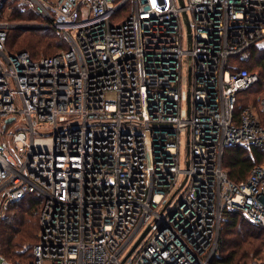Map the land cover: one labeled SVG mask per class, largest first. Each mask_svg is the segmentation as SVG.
<instances>
[{
  "label": "built area",
  "instance_id": "2783aa9c",
  "mask_svg": "<svg viewBox=\"0 0 264 264\" xmlns=\"http://www.w3.org/2000/svg\"><path fill=\"white\" fill-rule=\"evenodd\" d=\"M22 2L68 43L10 52L0 19V221L37 195L28 264H212L227 212L264 228V94L238 103L259 73L236 64L264 0ZM232 147L263 158L239 182Z\"/></svg>",
  "mask_w": 264,
  "mask_h": 264
},
{
  "label": "trees",
  "instance_id": "16d2710c",
  "mask_svg": "<svg viewBox=\"0 0 264 264\" xmlns=\"http://www.w3.org/2000/svg\"><path fill=\"white\" fill-rule=\"evenodd\" d=\"M38 18L43 17L30 9H23L20 5H12L8 21H29ZM67 47L64 35L54 27L10 28L7 33V50L27 51L32 59H38L41 55H53ZM236 64L238 68L256 70L259 73L258 82L238 94V103L243 105L264 94V51L255 49L252 58L237 61ZM262 159V154L257 148H252L250 153L243 147H232L225 150L223 165L228 177L239 182L245 179L251 168L261 163ZM38 213V198L32 193L12 202L5 217L0 221V254L11 264H28L32 259L39 229ZM263 249L264 228L248 223L237 211L227 212L212 264H248L251 258L259 256Z\"/></svg>",
  "mask_w": 264,
  "mask_h": 264
},
{
  "label": "rangeland",
  "instance_id": "374dc122",
  "mask_svg": "<svg viewBox=\"0 0 264 264\" xmlns=\"http://www.w3.org/2000/svg\"><path fill=\"white\" fill-rule=\"evenodd\" d=\"M9 2H12L11 4L9 3ZM12 5H15V6H21L23 9L24 8H27V7H25V5L23 4V2H22V0H5L4 2H3V6L0 8V12H1V18H3L4 20H7L8 21V16L10 15V13H11V10H12ZM27 9H29V8H27ZM31 10V9H30ZM32 11H34V10H32ZM35 12V11H34ZM41 16V15H40ZM42 17V16H41ZM41 20V21H40ZM45 21L46 20H44V18H42V19H34V20H29V21H12V22H10V20L8 21V22H10V23H13V24H15V26L16 25H28V24H30V25H35V26H37V27H34V26H32V28H41V27H48V26H42V24H45ZM12 27V28H16V27ZM29 26V25H28ZM56 29V28H55ZM56 30H58L59 32H61L59 29H56ZM12 34V33H11ZM41 56H43V55H41ZM41 56H39V57H41ZM18 121H19V117H18V119H16L11 125H9V127H8V130H10L11 128H13L15 125H17V123H18ZM20 128V127H19ZM18 129V128H17ZM1 255V254H0ZM2 257H3V259L5 260V262L7 263V264H11L6 258H4V256L2 255ZM254 260H264V249H263V251H261V253L259 254V256H255V257H253V258H251V260H250V262L248 263V264H250L252 261H254Z\"/></svg>",
  "mask_w": 264,
  "mask_h": 264
},
{
  "label": "water",
  "instance_id": "95a60500",
  "mask_svg": "<svg viewBox=\"0 0 264 264\" xmlns=\"http://www.w3.org/2000/svg\"><path fill=\"white\" fill-rule=\"evenodd\" d=\"M2 2H4L5 0H1ZM180 4H182V0H180ZM184 16H185V13H184ZM29 25V26H28ZM28 25H16L15 27L16 28H20V29H25V28H32V26H34V27H37V26H35V25H30V24H28ZM14 119V117H10V118H7L6 120H5V122L6 123H9V122H11L12 120ZM148 231V229H146L143 233H142V235L139 237V239L135 242V244L132 246V248H131V250L130 251H132V249L137 245V243L143 238V236L145 235V233Z\"/></svg>",
  "mask_w": 264,
  "mask_h": 264
}]
</instances>
